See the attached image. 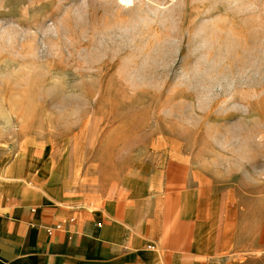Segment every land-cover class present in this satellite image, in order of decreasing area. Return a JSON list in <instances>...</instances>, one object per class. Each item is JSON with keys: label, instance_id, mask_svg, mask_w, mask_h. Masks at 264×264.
<instances>
[{"label": "rangeland", "instance_id": "obj_1", "mask_svg": "<svg viewBox=\"0 0 264 264\" xmlns=\"http://www.w3.org/2000/svg\"><path fill=\"white\" fill-rule=\"evenodd\" d=\"M26 147L85 192L197 189L264 264V0H0V153Z\"/></svg>", "mask_w": 264, "mask_h": 264}, {"label": "crops", "instance_id": "obj_2", "mask_svg": "<svg viewBox=\"0 0 264 264\" xmlns=\"http://www.w3.org/2000/svg\"><path fill=\"white\" fill-rule=\"evenodd\" d=\"M11 152L0 153V264H245L259 250L234 241L197 189L156 176L90 193L30 148Z\"/></svg>", "mask_w": 264, "mask_h": 264}, {"label": "built area", "instance_id": "obj_3", "mask_svg": "<svg viewBox=\"0 0 264 264\" xmlns=\"http://www.w3.org/2000/svg\"><path fill=\"white\" fill-rule=\"evenodd\" d=\"M62 228V223L59 222L55 226H46V231L48 234H52L53 231L61 229Z\"/></svg>", "mask_w": 264, "mask_h": 264}, {"label": "bare ground", "instance_id": "obj_4", "mask_svg": "<svg viewBox=\"0 0 264 264\" xmlns=\"http://www.w3.org/2000/svg\"><path fill=\"white\" fill-rule=\"evenodd\" d=\"M125 1H127V0H125Z\"/></svg>", "mask_w": 264, "mask_h": 264}]
</instances>
